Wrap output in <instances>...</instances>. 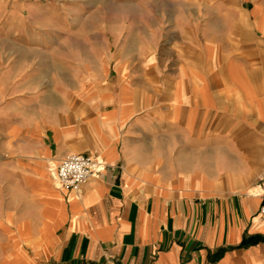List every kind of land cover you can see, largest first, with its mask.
<instances>
[{"label": "crops", "instance_id": "1", "mask_svg": "<svg viewBox=\"0 0 264 264\" xmlns=\"http://www.w3.org/2000/svg\"><path fill=\"white\" fill-rule=\"evenodd\" d=\"M122 3L0 33V264H264V0Z\"/></svg>", "mask_w": 264, "mask_h": 264}, {"label": "rangeland", "instance_id": "2", "mask_svg": "<svg viewBox=\"0 0 264 264\" xmlns=\"http://www.w3.org/2000/svg\"><path fill=\"white\" fill-rule=\"evenodd\" d=\"M0 4H4L0 5V22H4L8 17L11 18L10 16L15 18L14 26H0L1 34H10L12 31L24 34L26 30L29 31L32 28L33 31L35 27L47 32L63 30L67 37L66 33L70 34L71 29L78 25L80 19H88V15L99 13L94 19H91L93 20L91 23L83 21L82 26L76 29L78 32H82L71 35L73 38L67 39L65 47H79V44L87 39L89 24L94 25L95 29L99 28L98 25H102L104 15L133 12L132 7L128 9L125 4H118V0H0ZM42 5L49 9L46 8L47 11H44ZM103 8L104 10L108 9L104 14H102ZM111 27L115 28L114 20H112ZM8 46L9 44L3 43L0 47L5 49ZM55 173L56 171L52 173V178L59 185L55 179Z\"/></svg>", "mask_w": 264, "mask_h": 264}, {"label": "built area", "instance_id": "3", "mask_svg": "<svg viewBox=\"0 0 264 264\" xmlns=\"http://www.w3.org/2000/svg\"><path fill=\"white\" fill-rule=\"evenodd\" d=\"M102 167V162L95 156L72 154L60 162L55 179L63 190L79 193L83 185L99 173ZM260 210L264 221V203Z\"/></svg>", "mask_w": 264, "mask_h": 264}]
</instances>
